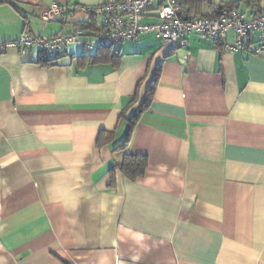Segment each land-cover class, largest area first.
Listing matches in <instances>:
<instances>
[{
    "label": "crops",
    "instance_id": "obj_1",
    "mask_svg": "<svg viewBox=\"0 0 264 264\" xmlns=\"http://www.w3.org/2000/svg\"><path fill=\"white\" fill-rule=\"evenodd\" d=\"M9 1L0 41L85 28V12L66 23L39 13L99 3ZM234 1L204 0L191 13L210 18ZM255 42L231 53L194 35L181 48L142 35L112 46L116 66L89 63L81 44L52 63L35 49L0 54V264H264ZM157 70L150 105L129 127ZM126 135L123 152L146 158L133 180L116 168Z\"/></svg>",
    "mask_w": 264,
    "mask_h": 264
},
{
    "label": "built area",
    "instance_id": "obj_2",
    "mask_svg": "<svg viewBox=\"0 0 264 264\" xmlns=\"http://www.w3.org/2000/svg\"><path fill=\"white\" fill-rule=\"evenodd\" d=\"M77 12H85L94 21L92 29L75 28L70 33L50 37L22 32L13 41H0V54L15 49L20 53L39 51L45 59H54L66 47L81 44L91 52L126 41H136L142 35L153 34L164 44L176 48L186 45L190 35L211 40L225 52L246 50L256 38L255 53L264 52V6L259 13L242 11L238 6L224 8L213 18L188 17L178 0H99L95 6L52 4L39 13L44 22L66 23ZM232 35V41L228 35Z\"/></svg>",
    "mask_w": 264,
    "mask_h": 264
},
{
    "label": "trees",
    "instance_id": "obj_3",
    "mask_svg": "<svg viewBox=\"0 0 264 264\" xmlns=\"http://www.w3.org/2000/svg\"><path fill=\"white\" fill-rule=\"evenodd\" d=\"M178 1L180 2L181 9L185 12V14L188 17H197L198 15H195V12H199L200 7L204 3V0H178ZM239 1H244L247 7L252 10L256 9L254 10L255 11L254 13H259L261 8L264 6V5L263 6L261 5V0H236L230 6H237L236 3ZM0 4L13 5L9 0H0ZM192 10H195L194 15L191 13ZM221 11L218 14L214 15L213 17L219 16ZM199 17H205V16H199ZM213 17H210V18H213ZM91 25L92 27L95 26L93 19L91 23L89 24V26H86L83 29H89V28L92 29ZM111 48L112 46L110 47L108 46V47H103L98 50H93L86 56H82V57L87 59V61L91 64L109 62V63H112L114 66H116L118 65L119 55L116 54V52H112ZM40 55L42 56L41 59L45 61L46 63H52L58 57L57 56L54 59H45V57H43L41 53ZM157 72L158 70L156 71L152 80L148 84L141 104L136 108V110L132 114V117L128 120L129 127H131L134 120H136L137 117L149 107L151 99H152L153 91H154L155 82L158 76ZM134 101H135V97L131 100V102H134ZM121 117H123V113ZM127 141H128V135H126V138L124 139V141L116 148V150H119L123 153L120 161L116 163V168H118V170L121 171L128 178L133 180L137 176H140L143 174L146 168V158L141 155H130V154L123 152L125 150Z\"/></svg>",
    "mask_w": 264,
    "mask_h": 264
},
{
    "label": "rangeland",
    "instance_id": "obj_4",
    "mask_svg": "<svg viewBox=\"0 0 264 264\" xmlns=\"http://www.w3.org/2000/svg\"><path fill=\"white\" fill-rule=\"evenodd\" d=\"M113 48H114V47H112V49H113ZM114 49H115V48H114ZM114 49H113V50H114Z\"/></svg>",
    "mask_w": 264,
    "mask_h": 264
}]
</instances>
